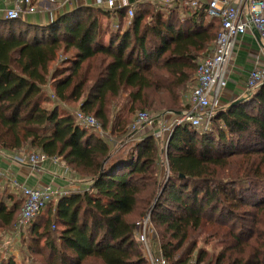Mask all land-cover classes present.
Wrapping results in <instances>:
<instances>
[{
    "label": "trees",
    "instance_id": "1",
    "mask_svg": "<svg viewBox=\"0 0 264 264\" xmlns=\"http://www.w3.org/2000/svg\"><path fill=\"white\" fill-rule=\"evenodd\" d=\"M127 11L119 10L122 22L107 46L98 38L101 8L81 7L47 26L0 18V149L60 157L92 183L47 203L21 242L27 253L21 264H149L136 241L138 223L149 214L171 264L189 262L205 224L223 227L230 247L242 253L254 243L247 258L226 247L213 264L260 261L264 84L218 107L213 127L183 122L160 137L145 133L126 152L68 109L96 117L125 141L141 111L160 117L174 111L175 120L192 107L183 93L214 49L221 20L209 17L206 6L176 4L165 13L145 2L125 27ZM17 195L0 190V232L18 219L24 199ZM205 255L197 251V264H207ZM0 264L18 262L9 256Z\"/></svg>",
    "mask_w": 264,
    "mask_h": 264
},
{
    "label": "built area",
    "instance_id": "2",
    "mask_svg": "<svg viewBox=\"0 0 264 264\" xmlns=\"http://www.w3.org/2000/svg\"><path fill=\"white\" fill-rule=\"evenodd\" d=\"M9 1L13 3V6L5 10V19H17L22 15L37 10L35 0ZM55 1L51 0V2ZM115 1L107 0V3L109 6H113ZM178 1L181 0H161V2L166 4V7L173 6ZM186 4L191 8L206 6L209 16L221 20V29L216 38L214 49L204 59L194 76L196 85L191 94L192 107L182 112L174 120L171 127L161 125L159 130L155 129L156 118L147 111H141L131 126V134L125 141L111 136L96 117L79 109L71 110L80 125L87 129H96L101 136L119 145L131 140L136 132L145 131L160 137L171 131L175 125L183 122H189L195 127L209 128L211 119L219 107L217 104L218 98L225 87L234 48L239 38L249 30H255L259 33L264 48V0H207L206 4H203L202 0H186ZM129 15L130 17L134 15L132 9L129 10ZM263 84L264 61L262 63L258 62L250 71L246 91L248 94L252 93ZM52 97L56 99L54 94ZM48 158H52L55 161L60 160V157H49L39 151L11 157L13 161L21 165L37 169H40L41 164ZM12 183L13 186L21 188L24 204L20 216L11 228L12 237L0 244V258L6 256L7 251L13 247V243L21 236L24 228L32 223L48 202L59 196L81 191L80 188L72 187L75 184L74 181H71L69 187L53 183L43 184L39 187H28L20 185L16 180H12ZM142 224L145 228L151 225L150 214L143 218ZM142 239L141 241L147 244L146 235L142 234ZM146 258L149 264H169L164 255L153 253L150 250Z\"/></svg>",
    "mask_w": 264,
    "mask_h": 264
},
{
    "label": "crops",
    "instance_id": "3",
    "mask_svg": "<svg viewBox=\"0 0 264 264\" xmlns=\"http://www.w3.org/2000/svg\"><path fill=\"white\" fill-rule=\"evenodd\" d=\"M202 1L203 4L207 3V0ZM145 2L155 5L157 9H160L165 13H167V9L174 7L176 4L188 6L186 4V0L178 1L170 7H166V4L161 2V0H116L113 6H109L107 0H56L55 2H51V0H35L37 10L22 15L21 17L25 23L47 26L65 14L78 10L81 7L101 8L104 13L102 12L99 14L100 25L98 38L101 45L107 46L110 44L112 29L119 28L120 22H122L119 10L128 8L127 16L124 19L126 22L124 25L126 27L132 23L131 20L134 17V15L130 17L129 10L132 9L134 12L138 4ZM10 6H13L11 1L0 0V18L5 19V10ZM263 61L264 48L262 39L258 36L255 30H249L239 38L234 48L232 62L229 68L225 87L218 98L217 104L219 107L233 105L235 104V101H241L251 94H248L246 91V84L250 71L257 65L258 62L262 63ZM192 83L193 87L186 95L187 101L189 103H191L192 90L196 85L194 77ZM68 109L74 110L70 107H68ZM173 115L165 113L164 116H157L158 120L155 125V129L159 130L161 125L171 127L174 122ZM145 133V131L136 132L133 138L138 140L139 138H142ZM126 144L127 142H125L123 147L120 148H125L124 145ZM113 147L117 148L118 146ZM27 153L28 150L26 149L18 153L8 152L0 149L1 191H5V193L11 195L18 193L22 195L21 188L13 186L12 180H16L20 185L28 187H39L43 184L49 183L63 187H69L71 181H74L75 184L72 186L73 188H80L82 190L91 188V181L81 178L80 175H78L66 165L62 158H60L58 161L48 158L41 164L40 169L21 165L11 159V157L15 155H26ZM12 235L11 229L6 232H0V244L2 242L8 241ZM16 255L17 250L15 247H12L7 251L5 257L0 258V261L9 256Z\"/></svg>",
    "mask_w": 264,
    "mask_h": 264
},
{
    "label": "rangeland",
    "instance_id": "4",
    "mask_svg": "<svg viewBox=\"0 0 264 264\" xmlns=\"http://www.w3.org/2000/svg\"><path fill=\"white\" fill-rule=\"evenodd\" d=\"M59 58H60V60H62V59L64 60L66 57L64 54H62ZM57 64L58 63L56 62L53 64V66H56ZM188 91L189 90H187L185 93H183L185 101L187 100L186 95H187ZM50 92H51L50 93L51 96H53L54 93L52 92L51 88H50ZM52 99H53V97H52ZM51 102H53V101H51V100L46 101L44 103V105H46L47 107L50 108V107H52ZM165 113L169 114V115H173L175 112L174 111H167ZM165 113H163L162 115L164 116ZM149 114L156 118L158 113H154V112L149 111ZM156 123H157V118H156ZM132 125H133V123H132ZM210 126L213 127V125L211 123H210ZM115 138L119 139L118 137H115ZM136 140L137 139H135V138L131 139L130 140L131 144H129L127 147L124 148L125 149L124 152H126V150L129 149L135 143ZM111 143L113 144V146H118V148L123 147V144L119 145V144H115L113 142H111ZM34 151H37V150H34V149L30 150V151L28 150V152H34ZM16 196H18V195L16 194ZM55 204H56V201H54L52 203V205H55ZM20 210L22 211V208ZM48 210H49V207L46 208L42 214L46 215L48 213ZM21 211H19V212L21 213ZM20 213H19V216H20ZM39 221H41V220H39ZM138 224H140V225H139V230H138L137 235H136V241L140 245L142 251L144 252L145 257L147 256L149 250L153 253H156V254L160 253L163 255V251H162L161 245H160V239H159L160 237H159L157 228H155V226L152 224V221H151V225L147 226L146 228L143 226L142 220ZM260 228L262 230V236L264 237V225L263 224L260 225ZM223 230H224L223 227H216L213 224H205L204 226H202L195 233L196 249H195L194 253H192L191 258L189 259V262L187 264H197V260H196L197 259V251H201V250H204V252H206L205 259L206 260L208 259L207 264H213L212 259H214V263H216V257L219 256L220 253L225 251L226 247L229 248L230 244L232 242L230 237H228V235H226L224 232H222ZM30 232H31V226L29 225L26 228H24L21 236H19V238L13 243V247H15L17 250V255L15 256V260H16V262H18V264H21V262L22 263L25 262L24 259H25V256L27 253L23 249L22 244L24 246V244H25L24 242L28 238ZM142 234L146 235L147 244L145 242L141 241V240H143ZM252 239H254V238H251V240ZM21 242H22V244H21ZM253 245H254V243H251V245L245 246V248L248 249V252L251 250V248L253 251L255 250ZM238 250L241 252L242 256H244L245 258L248 257L249 253L246 250H244V253H242L241 247H239L237 245H235V247H230L228 249V252H232L236 256L238 253ZM182 254H184V253H181V255ZM146 260H147V258H146ZM261 260H262V262H260ZM260 261L253 260L249 263L250 264H264V257H262V259H260ZM169 264H171V263H169ZM202 264H205V263H202Z\"/></svg>",
    "mask_w": 264,
    "mask_h": 264
},
{
    "label": "water",
    "instance_id": "5",
    "mask_svg": "<svg viewBox=\"0 0 264 264\" xmlns=\"http://www.w3.org/2000/svg\"><path fill=\"white\" fill-rule=\"evenodd\" d=\"M256 32V31H255ZM257 34H258V36L260 37V35H259V33L258 32H256ZM239 100H237V101H235L234 103H236V102H238ZM177 114H179V115H181L182 114V112H178ZM169 139H170V136H169Z\"/></svg>",
    "mask_w": 264,
    "mask_h": 264
}]
</instances>
